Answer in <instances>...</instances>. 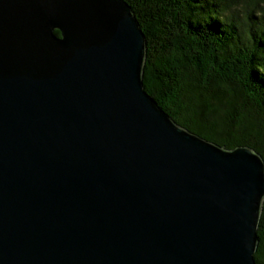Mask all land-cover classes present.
Returning <instances> with one entry per match:
<instances>
[{"label":"water","instance_id":"obj_1","mask_svg":"<svg viewBox=\"0 0 264 264\" xmlns=\"http://www.w3.org/2000/svg\"><path fill=\"white\" fill-rule=\"evenodd\" d=\"M146 57L124 0H0V264H257L263 157L178 125Z\"/></svg>","mask_w":264,"mask_h":264},{"label":"trees","instance_id":"obj_2","mask_svg":"<svg viewBox=\"0 0 264 264\" xmlns=\"http://www.w3.org/2000/svg\"><path fill=\"white\" fill-rule=\"evenodd\" d=\"M124 1L146 37L143 83L158 106L205 140L264 159V0ZM257 234L264 264V204Z\"/></svg>","mask_w":264,"mask_h":264}]
</instances>
